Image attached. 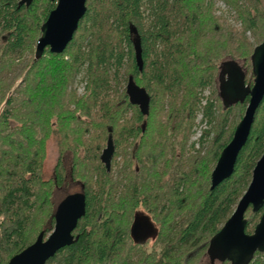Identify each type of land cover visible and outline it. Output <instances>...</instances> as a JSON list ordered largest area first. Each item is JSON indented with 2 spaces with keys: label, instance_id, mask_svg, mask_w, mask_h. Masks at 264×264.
Segmentation results:
<instances>
[{
  "label": "trees",
  "instance_id": "trees-1",
  "mask_svg": "<svg viewBox=\"0 0 264 264\" xmlns=\"http://www.w3.org/2000/svg\"><path fill=\"white\" fill-rule=\"evenodd\" d=\"M21 1L0 0V264L53 232L67 198L55 199L67 186V151L74 154L71 181L80 185L87 213L75 242L47 264H198L264 154L263 101L233 176L211 189L212 172L250 99L230 104L219 94L220 107L217 75L227 58L252 64L264 42V0H222L241 29L215 13V0H88L65 52L47 50L40 58L37 43L56 3L19 7ZM131 80L150 100L147 115L131 99ZM245 83L254 84L246 73ZM207 88L212 96L201 107ZM200 108L213 124L201 139L213 134L204 155L188 147ZM52 136L60 137V156L55 176L45 180ZM110 143L108 172L103 155ZM138 207L152 218L160 253L148 255L129 235ZM263 214L264 208L248 210V234ZM251 264H264V253Z\"/></svg>",
  "mask_w": 264,
  "mask_h": 264
},
{
  "label": "water",
  "instance_id": "water-1",
  "mask_svg": "<svg viewBox=\"0 0 264 264\" xmlns=\"http://www.w3.org/2000/svg\"><path fill=\"white\" fill-rule=\"evenodd\" d=\"M51 1L56 3V8L42 26V35L36 48L37 58L42 57L47 50L53 54L64 53L87 13L88 0ZM33 2L34 0H22L19 7L24 5L29 7ZM251 60L254 74V84L251 88L246 86L245 73L239 65L232 62L224 65V70L230 66L234 67L229 69V76L225 83L223 79L221 81L228 101L221 96L223 100L233 104L246 97L250 99L245 115L236 127L231 142L222 151L213 170L212 190L233 176L238 157L250 138L257 112L264 101V42L255 49ZM129 91L132 101L140 106L143 114L147 115L150 100L145 92L137 90L132 80ZM146 127L145 121L143 132ZM111 149L110 143L103 155L108 172L111 171L112 166ZM250 208L253 213H258L264 208V154L258 161L253 171L252 181L234 213L211 240L208 255L212 264L216 262L251 264L257 253H264V214L254 232L248 234L246 214ZM86 213L87 200L83 193L68 196L57 209L53 232L47 238L44 234H40L34 244L14 256L9 264H47L60 250L75 242L74 233ZM156 234L157 230L149 217L138 216L135 219L131 236L137 245H145Z\"/></svg>",
  "mask_w": 264,
  "mask_h": 264
},
{
  "label": "rangeland",
  "instance_id": "rangeland-1",
  "mask_svg": "<svg viewBox=\"0 0 264 264\" xmlns=\"http://www.w3.org/2000/svg\"><path fill=\"white\" fill-rule=\"evenodd\" d=\"M42 3L45 2V0L41 1ZM214 8H215V13L219 16L223 15V18H225L226 20V24L227 25H231L232 27L236 28V29H241L242 24L241 22H237L236 18H237V14L222 0H215L214 1ZM249 39L251 41H253V37L251 36L250 33L247 34ZM235 63L237 65H239V67L241 68V70L243 72H245L247 74V81L248 82H253L254 78L252 75V64L251 61L248 59H240V61H236L234 62L233 60H231L230 58H227L225 61V64L227 63ZM234 66H230V69H233ZM223 69H221L219 77L217 75V82H216V91H217V97L219 96V94L225 99L227 100L225 97V92H224V88L221 85V81L222 79H225V72L223 71ZM84 75L82 74V76H80L78 82L76 83V88H77V92L79 94V96H83L85 93V80L83 79ZM249 87V85L247 86ZM203 101H202V106H205V104L207 103V100L209 98H211L212 96V89L211 88H207L203 91ZM219 101L218 104L221 107V99L218 97ZM228 101V100H227ZM202 109L200 108L198 114H197V118L195 121V126L193 128V134L191 135L188 147L189 150H191V152L193 154H196L198 152H201L202 155L206 154L208 151V147H209V143L211 141V139L213 138V134L210 136H207L204 141L201 140L202 137L204 136L205 132H209L212 131L213 129V124L210 126L207 121H204L203 118V112L201 111ZM238 111V110H237ZM220 112H222V108H220ZM246 112V110H245ZM245 115V113H244ZM243 115V117H244ZM222 118V117H221ZM242 120V119H241ZM241 120L239 121V114L237 112V116L235 121L233 122V124H236L235 122L239 121L238 124L241 122ZM233 126V125H232ZM238 126V125H237ZM59 136H52L46 145V150H45V158H44V162H43V169H42V173H43V178L45 180L48 179H52L55 176V169H56V165L58 163L59 160V156H60V148H59ZM74 162V154L71 151H67L65 153L64 156V164H65V169H66V174H67V186H65L63 189L59 190L56 194H55V199L57 202H59L61 199L68 197L70 195L76 194V193H81V187L79 184L77 183H73L71 181V170H72V165ZM213 173V172H212ZM140 208H136V211H139ZM142 211V209L140 210ZM132 214L129 213V215L127 216L130 220ZM133 222V221H132ZM127 225H129L131 227L132 223H127ZM129 227V229H130ZM128 229V232L130 233ZM130 235V234H129ZM128 243V247L130 246V240L127 241ZM146 252L148 255L152 254V253H160V244L155 243V241H151L149 242V244L145 247ZM198 264H211L210 263V258L208 257V255L206 254L205 256L202 257L201 261ZM215 264H220L219 262H216Z\"/></svg>",
  "mask_w": 264,
  "mask_h": 264
},
{
  "label": "flooded vegetation",
  "instance_id": "flooded-vegetation-1",
  "mask_svg": "<svg viewBox=\"0 0 264 264\" xmlns=\"http://www.w3.org/2000/svg\"><path fill=\"white\" fill-rule=\"evenodd\" d=\"M229 69H230V67L225 68V70H227V71H226V73H225V79H224V82H223V83H225V81L228 79L229 71H230ZM225 70H224V72H225ZM242 72H243V71H242ZM243 73H245V72H243ZM236 76H237V74H236ZM111 167H112V166H111ZM138 216H141V217H149V218L151 219V221H152V218H151V216H150L149 214H147V213H145V212H143V211H138V212H135V214H134L132 225H133L135 219H136ZM152 223H153V221H152ZM132 225H131V228H132ZM153 225H154V223H153ZM154 227H155V225H154ZM131 228H130V237L132 238V236H131ZM155 229H156V227H155ZM155 236H156V235H155ZM155 236H154L153 238H151L150 240H148V242H147L145 245H139V246L146 247V246L149 244V242H151V241L154 240ZM132 241L134 242V239H133V238H132ZM134 243H135V242H134ZM135 244H136V243H135Z\"/></svg>",
  "mask_w": 264,
  "mask_h": 264
}]
</instances>
